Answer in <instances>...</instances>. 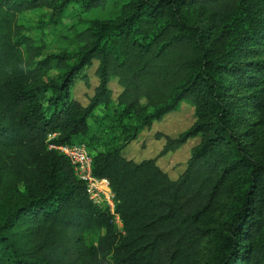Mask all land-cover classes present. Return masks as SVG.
<instances>
[{
  "label": "trees",
  "instance_id": "trees-1",
  "mask_svg": "<svg viewBox=\"0 0 264 264\" xmlns=\"http://www.w3.org/2000/svg\"><path fill=\"white\" fill-rule=\"evenodd\" d=\"M105 1L0 0V264H193L207 236L206 264H264V131L250 116L264 112V0H125L73 33L57 27L46 55L17 22L50 6L56 25L71 3L86 11ZM93 59L98 83L82 104L70 86ZM112 76L132 134L182 101L193 107V123L159 153L202 136L176 178L154 157L89 148L120 228L48 147L83 142L90 115L113 100Z\"/></svg>",
  "mask_w": 264,
  "mask_h": 264
},
{
  "label": "rangeland",
  "instance_id": "rangeland-1",
  "mask_svg": "<svg viewBox=\"0 0 264 264\" xmlns=\"http://www.w3.org/2000/svg\"><path fill=\"white\" fill-rule=\"evenodd\" d=\"M124 1L106 0L103 5L86 11H83L79 4L71 3L56 25L51 21L52 7L43 6L25 10L23 13L18 14L17 22L22 26V32L30 35L35 44L44 43L45 48L42 55H46L57 51V41L54 36L57 27L73 33L80 26L82 17H112ZM97 64L98 60L93 59L90 64L84 66L77 73L70 86L71 96L77 98L82 104L89 101V97L93 94L94 87L98 83V76L95 72ZM51 74L57 76L59 71L53 69ZM108 86L111 88L113 100L108 106H99L94 110L88 118L89 132L80 140L86 143L91 151L120 146L121 152L134 160L154 157L156 163L169 177L176 178L184 170L191 148L201 140V134L198 133L189 137L175 149H170L165 153H159V151L166 140V136L174 137L193 123L196 118L193 107L188 102L182 101L176 110L166 113L160 119L153 120L149 126L144 125L137 128L135 133L132 134L136 120L133 117H123L120 114L121 107L117 104L116 97L122 87L116 76L110 77ZM142 102H144V99H142ZM250 116L252 120L257 121L251 127L259 126V130L264 131V112L251 113ZM262 138L264 139V136ZM225 211V203H220L214 214L222 216ZM83 239L87 243H93L95 235L86 233ZM209 253L210 238L207 236L205 237V245L197 254L193 264H206Z\"/></svg>",
  "mask_w": 264,
  "mask_h": 264
},
{
  "label": "built area",
  "instance_id": "built-area-1",
  "mask_svg": "<svg viewBox=\"0 0 264 264\" xmlns=\"http://www.w3.org/2000/svg\"><path fill=\"white\" fill-rule=\"evenodd\" d=\"M53 135L54 133H49V137ZM48 147L56 148L68 157L76 176L84 182L88 197L94 204L108 208L115 216V221L120 228L122 221L115 211L114 192L110 187L109 179L106 176H97L93 173L92 154L87 145L84 142L50 143Z\"/></svg>",
  "mask_w": 264,
  "mask_h": 264
}]
</instances>
